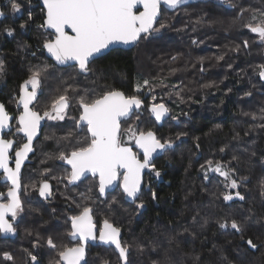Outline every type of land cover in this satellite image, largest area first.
<instances>
[{
	"label": "trees",
	"instance_id": "obj_1",
	"mask_svg": "<svg viewBox=\"0 0 264 264\" xmlns=\"http://www.w3.org/2000/svg\"><path fill=\"white\" fill-rule=\"evenodd\" d=\"M6 1L0 0V60L4 64L0 102L6 108L9 109V95L16 92L19 97L21 85L38 62H46L54 70L74 68L78 77H85L92 84L91 98L108 90H119L131 97L136 86L145 80L149 82L146 88L151 85L169 96L162 102L168 111L161 121L145 107L150 91L132 114H143L146 109L148 120L141 131H153L161 141L172 142L160 163L167 183L156 189L157 205L148 206V227L143 229L146 242H142L147 246V256L135 260L150 264L155 258L168 257V264H264V78L259 76L260 65H264V46L258 34L245 26L262 19L264 0H196L174 12L162 10L156 24L158 32L140 39L131 50H113L95 60L87 73H79L76 67L58 68L45 57L46 40H41L38 29V25H43L44 11L39 3L29 6L31 0H19L22 9L13 13ZM199 5L205 6L200 15L194 13L186 21L180 17V10L196 11ZM175 15L179 16L172 19ZM161 24L165 25L163 29ZM6 29H11L12 34ZM196 39H203L204 44L194 46ZM161 94L157 98L161 99ZM74 110L79 114V104ZM217 164L229 173V179L213 170ZM232 179L237 182L236 188L231 187ZM89 185L98 203L88 207L94 209L98 222L99 205L116 197V205L105 207L101 214L104 220L108 215L109 223L120 229L130 251L128 263L135 264L131 258L133 243L128 242L126 237L130 235L120 221L121 217L129 220L128 227L135 236L137 225L134 221L131 227L129 217L134 205L126 203L119 191L101 199L96 184ZM225 195L232 199L225 200ZM56 204L68 213L73 207ZM232 220L241 225L242 232L231 228ZM225 222L228 226L221 229L220 224ZM18 237L19 233L7 237L0 232V244L12 245ZM248 239L258 248L251 249ZM152 243L158 250L149 253ZM97 248L87 258L90 253L103 250ZM96 263L92 259L86 261ZM0 264L15 263L2 259L0 254Z\"/></svg>",
	"mask_w": 264,
	"mask_h": 264
},
{
	"label": "snow or ice",
	"instance_id": "obj_2",
	"mask_svg": "<svg viewBox=\"0 0 264 264\" xmlns=\"http://www.w3.org/2000/svg\"><path fill=\"white\" fill-rule=\"evenodd\" d=\"M184 2L185 0H43L46 12L45 21L41 27L54 30L50 38L44 42L43 47L58 64L76 61L79 71L87 73L90 71V58L108 48L110 44L117 42L129 44L145 38V35L151 32H158L160 29L154 27V22H156L161 3L176 8ZM10 6L13 13L20 12L22 9L19 0H10ZM140 6L143 8L142 11ZM2 15L3 13L0 12V16ZM260 16L262 19L259 22L245 26L251 32L257 33L261 42H264V11L260 12ZM29 19H31V13H29ZM252 19L255 21L256 17L253 16ZM21 27L24 25L22 24ZM163 27L165 25L161 24L160 28ZM66 28L71 29L72 34L65 31ZM6 31L9 35L12 34L11 29H6ZM244 46L247 47V41L244 42ZM260 68L259 76L264 78V65H260ZM3 72L4 64L0 60V77ZM46 74H48L47 65L35 67L31 70L29 78L21 85L19 103L23 106V111L18 116L17 131L24 134L27 142L15 150V169L9 167V152L13 149L14 141L0 137V169L3 170L6 181L11 182L6 195L0 192V198L6 201L0 203V232L3 233L15 232V227L7 217L10 215L12 220H15L18 212L23 210L18 194L21 164L32 151L33 137L40 127L41 120L44 117L63 119V112L69 107L66 95H59L54 99L51 103V112L45 111L43 116L29 107L38 98L37 92ZM148 83L147 80L144 81L145 85ZM29 86L31 91H29ZM78 104L82 108L79 121L86 126L89 135L84 143L73 148L70 153L61 152L59 154L58 158L71 166L69 183L80 180L85 173H91L94 177H98L101 194L114 182L121 180L123 194L133 200L138 199L142 173L145 169L155 171L152 163L153 154L166 151L172 146V142L170 140L161 141L150 130L141 131L132 125L122 128V123H127L131 119L133 109L139 108L142 104V100L137 96L128 97L119 90H108L94 98L88 95L80 96ZM150 111L159 121L168 109L160 103L153 104ZM136 118L138 120L139 116ZM9 120L5 106L0 103V133L9 128ZM125 136H127V141L123 139ZM134 148L140 151L136 152ZM208 164L211 165L212 162L208 161ZM201 167L203 168V165ZM213 170L220 173L226 180L230 178L229 173L224 171L219 164ZM155 175L159 177L160 172L155 171ZM231 187H237L235 179L231 180ZM49 189L50 185L44 182L39 188L40 195H49ZM236 195L241 200L244 199L238 192ZM224 199L231 200L232 196L225 195ZM138 206L142 208L143 204ZM91 213V208L84 207L78 215L70 217L71 231L68 236L75 243L72 246L60 248L59 259L55 264H81V261L85 260V244L89 240L97 239V225ZM227 226V222L220 224L221 229ZM231 228L242 232L241 225L236 220L231 221ZM241 238L243 239V236ZM99 240L114 245L119 252V257L127 264L128 249L122 245L118 227L105 220L103 227L99 229ZM246 243L251 249L258 248L252 239H248ZM47 244L53 249L57 247L51 238L47 240ZM3 255L7 260L13 259L7 252ZM31 259L36 261L37 257L32 255ZM224 259L226 260L227 257Z\"/></svg>",
	"mask_w": 264,
	"mask_h": 264
},
{
	"label": "rangeland",
	"instance_id": "obj_3",
	"mask_svg": "<svg viewBox=\"0 0 264 264\" xmlns=\"http://www.w3.org/2000/svg\"><path fill=\"white\" fill-rule=\"evenodd\" d=\"M6 2H10L7 0ZM34 2L39 3V0H31L29 6H36ZM197 10L179 11V15L184 21L190 19L192 14L200 12L204 9V5L196 6ZM35 8V7H34ZM202 11L199 13V15ZM172 17V19L176 16ZM156 27V26H155ZM38 29L41 35V40H46L50 38L51 35L43 33V28L38 25ZM163 29V28H162ZM152 33V32H151ZM148 35H152V34ZM147 36V35H145ZM196 39L192 42L194 46L198 47V44H204V40L201 39L198 42ZM263 46H264V42ZM48 66V74L43 77V85L41 87V95L37 100V103L32 107L35 111L39 113H44L45 111H51V103L59 95H66L69 101V108L63 114V119H51L47 124L42 140L36 145V156L33 158V163L27 169L26 174L23 179V189H22V204L23 210L21 215V221L17 227L19 237L12 245L11 244H0V254L1 258H4V253H9L13 259L12 263L15 264H32L31 256L35 255L37 257L38 263L36 264H55L58 258V251L62 246H72L67 241L69 229V216H75L79 214L84 207H88L93 203L97 202V197L94 195V190L90 188L89 183L94 180L89 179L78 185L77 188H71L68 184V172L65 168L60 165L61 160L58 158L61 152L69 153L73 148L78 147V141L82 140V136L78 134L75 128L77 117L75 107L78 106V101L80 96L88 95L90 97V91L92 89V84L85 79V77H78L74 68L69 70H54L49 67L46 62H38L35 67ZM139 67V66H138ZM33 68V69H34ZM31 75V73H30ZM144 88V91H143ZM173 91V89H170ZM148 91L151 92L149 95L145 107L148 109L150 105L160 104L164 102L167 97L162 95L161 92H157L155 87L152 88L146 85H139L135 88L134 96L139 99L144 97ZM174 92V91H173ZM161 94L162 98H157ZM93 96L92 98H94ZM91 98V97H90ZM16 92H12L7 99V105L16 111ZM137 116L139 119L137 120ZM148 120L147 111L145 109L143 114H136L131 117L130 121L122 126V128H127L129 125H136L140 130L143 124ZM73 122V123H71ZM75 123V124H74ZM127 139V136L123 137ZM76 141V143L74 142ZM42 180H50L53 183V198L49 202H41L39 199L33 197L32 193L38 186V183ZM116 197H110L106 204L99 205V211H96V215L99 216L100 221L104 220V216L101 214L102 210L109 205H116ZM59 202L63 206L66 204L72 205V210L67 211L66 208L59 207L56 203ZM58 206V207H57ZM135 207L132 209V213L129 216L132 219L131 227L135 221ZM115 220L116 218L112 216ZM107 220L110 221L107 215ZM120 221L126 226V234L130 236L128 242H132L131 246L133 249L132 259L135 260L139 254L145 253L144 245L142 242L135 240L133 235V229L128 226L130 224L129 220H125L124 217L120 218ZM46 228V229H45ZM133 233V234H132ZM5 236V235H3ZM51 238L56 243L57 247L55 249L49 247L47 240ZM126 247L127 243L123 242ZM128 243V244H129ZM150 249V248H149ZM157 247L152 243L151 251L157 252ZM170 256V253L167 254ZM88 257V256H87ZM93 261L104 264H120L117 256L109 249H103L101 252L90 253V257ZM7 260V259H6ZM129 261V258H128ZM136 261V260H135ZM170 258H155L154 264H168ZM135 264H141L139 262H134ZM97 264V263H96Z\"/></svg>",
	"mask_w": 264,
	"mask_h": 264
},
{
	"label": "flooded vegetation",
	"instance_id": "obj_4",
	"mask_svg": "<svg viewBox=\"0 0 264 264\" xmlns=\"http://www.w3.org/2000/svg\"><path fill=\"white\" fill-rule=\"evenodd\" d=\"M29 91H31V87L29 86ZM20 94H21V89H20ZM19 94V96H20ZM41 94L40 92V89L38 90L37 92V97H39ZM36 100L33 101V103L35 102ZM32 103V104H33ZM31 104V108L33 107ZM152 105H150L148 107V109L151 108ZM68 108V107H67ZM6 111L9 115H11L13 118H12V121H11V124H10V130L6 133L3 134L2 138L4 139H10V140H13L14 141V144H13V149L11 150L10 152V163H9V167L15 169V165H14V156H15V150H18V148L20 146L23 145V143H26V138L20 134V132L17 131L18 129V116L19 114L22 112V106L19 104V97L17 98L16 100V111H14L12 108H6ZM33 109V108H32ZM34 110V109H33ZM35 111V110H34ZM66 111V110H65ZM65 111L63 112V114L65 113ZM51 112V111H49ZM82 113V109L80 108V114L79 116L77 117V120H76V125H75V128L77 129L76 131L78 132V134L80 136H82V140L81 141H78V146H80L82 143H84L85 141V138L89 135L87 133V129H86V126H84L83 124L80 123L79 121V117ZM42 116L44 113H40ZM53 115L55 113H52ZM51 121V119H49L48 117H44V121H43V125H42V128L40 130V134L39 136L33 141L32 143V151L30 152L29 156H28V159L26 160L25 164L23 165L22 169H21V172H20V189H19V198H20V201H21V205H22V209H23V204H22V189H23V179H24V176L26 174V171L27 169L30 167V165L33 163V158L36 156V145L38 144L39 141L42 140V136H43V132L47 126V124ZM76 143V141H74ZM134 151L136 152H139L140 150L139 149H133ZM71 152V151H70ZM69 152V153H70ZM162 155L160 157H157L154 159V161L152 162L154 164V168H155V171H159L160 172V176L157 177L155 175V171H153L152 169H150L149 171H146L145 174H144V177H143V186H142V189L138 195V199L135 200V202L133 203L134 207H135V211H136V214H135V224L137 225V230L135 232V240H137L138 242H146L145 238H144V227H148L147 223L148 221L147 220V211H148V206L149 205H154L156 206V189L158 188L159 184H162L165 182V170H161V166H160V163L162 164L163 163V159H162ZM165 161V160H164ZM60 165L65 168L68 172V176L71 172V168H69L67 166V162L66 161H63L61 160L60 162ZM166 165L163 164L162 167H165ZM89 179H92L94 180L93 182L96 184V189H97V194H98V180L96 177H92V176H88L86 178H84L83 180L79 181L78 183L74 184V183H69V178H68V186L71 187V188H77L78 185L82 182H85ZM44 182H47L49 185H50V189H49V192H50V197L49 198H42V196L40 195L39 193V188L40 186L44 183ZM91 182V183H93ZM120 183H121V180H119V185L117 187V189L115 191H120ZM167 183V182H165ZM11 187L9 181H6L3 173H0V192L2 193H5V195L7 194V191H8V188ZM53 183L52 181L50 180H42L38 183V186L35 190H33V197L39 199L41 202H49L50 200H52L53 198ZM115 191H113L112 193H114ZM111 194V193H109ZM122 194V193H121ZM153 194H155V198H153ZM99 195V194H98ZM108 195V194H107ZM106 195V196H107ZM100 197V196H99ZM106 198V197H105ZM104 198V199H105ZM102 199V198H101ZM123 199H124V196H123ZM6 202L5 200H3L2 198H0V203H4ZM51 202V201H50ZM49 202V203H50ZM143 204V207H139L138 205L140 204ZM92 209V216H93V219H94V222L96 223L97 225V239H98V234H99V229H101V225L102 223L105 221H101V222H98L96 221V219L94 218V209ZM20 213H22V211L18 212L17 214V217L15 220H12L11 216L9 215L7 218L9 219V221L13 224V226L15 227V232L14 233H3L1 232L2 235H5L7 237H14L18 234V230H17V227L21 221V215ZM78 215V214H77ZM70 217V216H69ZM70 225H71V220L69 221V229H70ZM141 230H142V234H141ZM71 231V229H70ZM67 239L69 240L68 236H67ZM96 239V241H97ZM70 242V245H73L75 242ZM121 242H122V245H124V241H123V234L121 232ZM97 247H100L102 249H109L111 250L116 256H117V259L119 261V263L121 264V261L119 259V256L114 252L113 248L112 247H105V246H99V245H95V246H92L91 244H87L86 246V261H87V255L89 252H91L92 250H96V249H99ZM144 250H145V253H142V254H139L136 259H144L146 256H147V246L144 245ZM91 248H94V249H91ZM128 251H129V248L127 247ZM149 253H152L151 251V248L149 249ZM129 254H130V251L127 255V262H128V258H129ZM38 263V261H32V264H36ZM100 264H104V263H100ZM150 264H154L153 262L150 263Z\"/></svg>",
	"mask_w": 264,
	"mask_h": 264
},
{
	"label": "water",
	"instance_id": "obj_5",
	"mask_svg": "<svg viewBox=\"0 0 264 264\" xmlns=\"http://www.w3.org/2000/svg\"><path fill=\"white\" fill-rule=\"evenodd\" d=\"M195 2H196V0H185V2H184L183 4L179 5V6L176 7V8H171V7H169L168 5L161 3L160 8H159V12H158V15H157V18H156V22H154V27L156 26L157 22L159 21V19H160V17H161V11H162V10H165V11H167V12H174L175 10H178V9H180V8H182V7H185V6L191 5V4L195 3ZM39 6H40L41 9L44 11V19H43V24H44L46 9H44V7H43V0H39ZM140 10H141V11L143 10L142 6H140ZM43 28H44V27H43ZM44 31L48 32V33L51 34V35L54 33V30H52V29L44 28ZM65 31H67L69 34H72V33H71V29L66 28ZM142 35H144V34H142ZM147 35H148V34H147ZM139 41H140V40H139ZM139 41H137V42H131V43H129V44H124V43H120V42H117V43H114V44H110V45L108 46V48L103 49L100 53H97V54H95L93 57H91V58H90V63H89V65H90L92 62H94L95 60H98V59L104 57L105 55H107L109 52H111V51H113V50H124V51H126V50H131V49H133V48L138 44ZM43 52H44L45 57H46L48 60H50V61H51L55 66H57L58 68L76 67L77 70H78V72H79V73H82V72H80L79 69H78V62H76V61H68V62L65 63V64H58V63L55 61V58L52 57V56L48 53L47 49H45L44 47H43ZM0 103H1V102H0ZM32 103H33V102H32ZM19 104H20V103H19ZM20 105H21V104H20ZM21 106H22V105H21ZM29 107L31 108V104L29 105ZM22 109H23V106H22ZM66 109H67V108H66ZM66 109H65V110H66ZM81 109H82V108H81ZM136 109H137V108H134V109H133V112H134ZM5 110H6V109H5ZM65 110H64V111H65ZM22 111H23V110H22ZM149 111H150V109H149ZM133 112H132V114H133ZM150 113H151V115L155 118V115H154L151 111H150ZM81 114H82V113H81ZM132 114H131V116H132ZM8 115H9V114H8ZM165 115H166V114H165ZM165 115L161 118V120L165 117ZM9 117H10V120H9V125H10L13 117H12L11 115H9ZM161 120H159V121H161ZM43 121H44V119L41 120V122H40V127H39V129L37 130L36 135L33 137V141L39 136V134H40V130H41L42 125H43ZM80 123L82 124V122H80ZM9 130H10V126H9V128L4 129L3 133H0V137H2L3 134L6 133V132H8ZM20 134L24 136L23 133L20 132ZM24 137H25V136H24ZM25 138H26V137H25ZM33 141H32V143H33ZM26 142H27V141H26ZM11 150H12V149H10V152H11ZM10 152H9V154H10ZM164 152H165V151H164ZM164 152L159 153V154L154 153V154H153V157H152V162L154 161L155 158L160 157L161 155H163ZM29 154H30V152L28 153V156H29ZM28 156H27V159H28ZM27 159H25V160L23 161V163L21 164V169H22V167H23V165L25 164V162H26ZM9 163H10V159H9ZM14 165H15V161H14ZM67 166H68L69 168H71L70 165L67 164ZM149 170H150V169H145L144 172L142 173L141 189H142V186H143V177H144V174H145L146 171H149ZM0 173H3V170H2V169H0ZM88 176H92V177H94L91 173H85V175L82 176L80 180L75 181V182H73V183L76 184V183H78L79 181L83 180L84 178H86V177H88ZM96 178H97V180H98V177H96ZM9 183H10V185H11V182H10V181H9ZM118 185H119V180L116 181V182H114L113 185H111V186H109L108 188H106V190H105V192H104L103 194H101V193L99 192V187H98V194H99L100 198L104 199V198L106 197L107 194L112 193L113 191H115V190L117 189ZM141 189H140V191H141ZM120 191H121V193L123 194V190H122V187H121V183H120ZM139 193H140V192H139ZM139 193H138V195H139ZM123 196H124V201H125L126 203H128V204H133V203L135 202V200H136V199L133 200L132 198H127L124 194H123ZM49 197H50V194L47 195V196H42V198H49ZM91 214H92V213H91ZM93 220H94V219H93ZM102 227H103V223H102V225H101V228H102ZM70 229H71V225H70ZM96 235H97V232H96ZM68 238H69V236H68ZM120 239H121V231H120ZM69 240H70V238H69ZM70 241H71V242H75V241H72V240H70ZM87 244H91L92 246L99 245V246H105V247H108V246H109V247H112L113 250H114V252L119 256V252H118L117 249H115V246H114V245H109V244L104 243L103 241H100V240H99V234H98V239H97V241H96V240H95V241L89 240V241L85 244V260H84V261H81V264H85V261H86V246H87ZM128 253H129V251L127 252V255H128ZM119 259H120V261H121V264H125V261H124L123 259H121L120 257H119ZM127 264H129V263L127 262Z\"/></svg>",
	"mask_w": 264,
	"mask_h": 264
}]
</instances>
